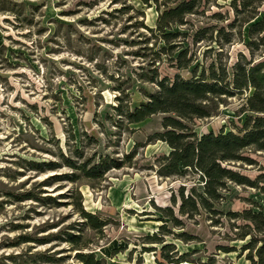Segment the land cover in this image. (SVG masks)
Instances as JSON below:
<instances>
[{
    "label": "rangeland",
    "instance_id": "obj_1",
    "mask_svg": "<svg viewBox=\"0 0 264 264\" xmlns=\"http://www.w3.org/2000/svg\"><path fill=\"white\" fill-rule=\"evenodd\" d=\"M231 1L215 0L204 17L187 19L194 28L230 31ZM163 10L160 0H0V264H81L69 234L80 237L81 252L104 264H250L245 249L250 237H241L249 230L244 212L264 211V195L226 180L211 209L181 216L180 192L183 198L192 191L204 196V187L200 173L191 170L157 174L170 147L154 135L164 132L167 114L116 122L117 98L132 110L155 89L138 73L140 67L147 70L149 58L142 54H150L142 48L153 44L147 29ZM258 10L264 11V2ZM213 13L223 21L206 18ZM246 27L235 22L232 42L220 55L214 43L191 46L187 38L185 44L203 67L214 60L230 68L239 55L255 62L264 50L250 57ZM161 44L156 40L154 50ZM162 59L156 63L160 78L176 73L190 78ZM249 93L225 99L214 115L189 129L241 135L246 118L254 115L241 109ZM240 156L243 160L221 165L264 186V150L247 147ZM99 157L119 167L90 178L66 162L90 167ZM78 204L106 222L100 232L81 219ZM166 208L176 221L159 210Z\"/></svg>",
    "mask_w": 264,
    "mask_h": 264
},
{
    "label": "trees",
    "instance_id": "obj_2",
    "mask_svg": "<svg viewBox=\"0 0 264 264\" xmlns=\"http://www.w3.org/2000/svg\"><path fill=\"white\" fill-rule=\"evenodd\" d=\"M157 1L153 0L156 3ZM213 1L215 0H181L177 3L174 0H160L164 10L157 15L154 27L147 29L153 44L150 48H142L150 53L149 56L142 54L143 57L149 58L147 70L140 67L138 73L140 81L153 84L155 89L152 93L144 94V102L132 110L128 109L127 104L123 106L120 98H117L118 105L113 108L114 114L118 117L117 123L124 121L128 124L138 123L153 114H167L162 120L164 132L154 135L156 139L170 147L168 155L160 158L157 174L163 177L176 176L183 168L200 173L199 177L203 180L204 196L195 195L192 191L183 198V193L180 192L181 203L178 206V213L188 218L197 214L198 207L204 210L211 209L212 203L219 197V189L226 180L236 185L255 187L264 195V186L257 185L260 181L251 182L221 165L225 162L243 160L240 153L247 147L254 146L264 150V58L253 62L251 57L254 50H264V36H260L264 33V11L258 10L264 0L231 1L229 6L235 17L234 23L226 26L230 31L224 32L223 27L217 30L216 25L194 28L187 17L195 19L199 16L204 17L205 10L214 3ZM207 17L216 19V22L223 21V15L219 13ZM236 21L239 26L247 25L249 41L246 48L251 59L247 60L239 55L230 68L226 62L217 65L214 60L206 67L200 66L194 54L189 53V45L185 44L186 39L189 38L191 46L201 41H206L210 46L214 43L220 50L217 52L220 55L224 45H230L232 42V28ZM173 27L183 28L185 31H173ZM214 32L217 37L221 36V43L213 39ZM156 40H159L162 46L154 50ZM162 58L167 59L169 66L176 71L186 70L190 73V78L185 79L179 73L174 74L172 78L168 76L160 78L156 63L163 61ZM247 91L250 93L244 97L245 103L241 109L254 115L246 118L241 135L222 131L218 134L212 132L197 134L189 129L188 124L193 125L195 120H204L214 115L219 105L224 104L225 99L241 96ZM97 161L90 167H87L85 162L78 166L70 160L66 162L74 171H79L90 178L101 177L111 167H119V163L112 158L99 157ZM54 167V164H49L47 168ZM76 178L77 176L71 173L69 179L74 181ZM261 183L264 184V181ZM78 207L79 216L85 219V224L95 232H100L106 222L82 210L80 204ZM159 210L167 212L165 217L176 221L170 208ZM244 214V219L249 222L247 227L249 230L241 237H250L245 247L249 252L247 257L250 264H264V211L251 213L248 210ZM79 239L78 235L72 234H69L67 239L74 249L79 250L75 253L78 262L104 264L101 259H95L93 253L81 252L85 245H80ZM45 242L43 240L39 243ZM41 258L44 262H54L50 257ZM163 258L170 263L166 256Z\"/></svg>",
    "mask_w": 264,
    "mask_h": 264
}]
</instances>
